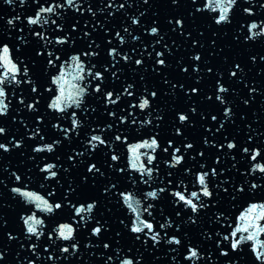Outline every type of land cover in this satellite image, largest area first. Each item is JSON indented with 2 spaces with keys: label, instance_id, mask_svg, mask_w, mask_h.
<instances>
[{
  "label": "snow or ice",
  "instance_id": "6c2138e0",
  "mask_svg": "<svg viewBox=\"0 0 264 264\" xmlns=\"http://www.w3.org/2000/svg\"><path fill=\"white\" fill-rule=\"evenodd\" d=\"M3 4L0 121L26 131L0 126V151L31 166L2 170L16 222L0 214V264H264V3Z\"/></svg>",
  "mask_w": 264,
  "mask_h": 264
}]
</instances>
